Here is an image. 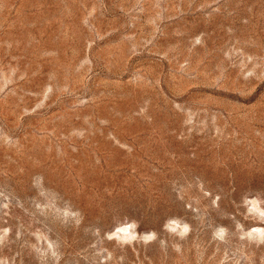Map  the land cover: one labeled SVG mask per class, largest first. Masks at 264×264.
I'll return each mask as SVG.
<instances>
[{"label": "rangeland", "instance_id": "1", "mask_svg": "<svg viewBox=\"0 0 264 264\" xmlns=\"http://www.w3.org/2000/svg\"><path fill=\"white\" fill-rule=\"evenodd\" d=\"M0 264H264V0H0Z\"/></svg>", "mask_w": 264, "mask_h": 264}]
</instances>
